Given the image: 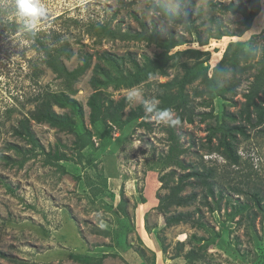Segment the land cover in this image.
I'll return each instance as SVG.
<instances>
[{
	"label": "rangeland",
	"instance_id": "374dc122",
	"mask_svg": "<svg viewBox=\"0 0 264 264\" xmlns=\"http://www.w3.org/2000/svg\"><path fill=\"white\" fill-rule=\"evenodd\" d=\"M231 2L246 9L224 10L223 7ZM41 3L48 9V17L41 18L36 31H44L39 36L54 54L62 41L68 43L70 56L61 57L65 67L72 71L82 65L87 54L92 55L90 67L74 82L75 92L71 93L85 112L77 132L82 134L91 130L92 144L82 149L81 155L74 145L76 133L32 120L31 141L15 134V129L21 127V122L28 119L38 104L39 100H32L34 97L40 95L42 98L46 92H59L66 87L64 78L57 77L45 61L44 50L35 39L29 38L25 26L19 32H12L5 26V30L0 28V264H264V213H260L249 228L246 218L243 223H237L241 214L236 212L233 204L249 200L247 195L232 190L239 184L237 187L243 189L259 188L264 196V124L258 130L248 129L249 138L237 134L242 166H230L218 152L201 147L206 142L209 128L222 120L233 123L228 115L238 113L246 101L245 94L252 87L264 55V0H188L187 9L194 20L192 25L189 24L193 33L186 32L181 24L176 29L163 30L158 18L145 14L149 0H41ZM12 5L13 0H0L1 17L24 24L15 17ZM253 12L257 13L253 24L250 27L242 24L245 15ZM104 21L110 23L111 29L119 28L117 30L133 37L98 36L90 30L94 22ZM218 21L229 35L216 36ZM146 31L148 34L160 31L163 38L171 32L184 34L189 43L177 46L172 53L188 48L207 51L200 60L209 67L210 77L221 65L226 72L224 79L229 83L240 80L237 95L230 99L216 96L210 100L208 88L197 80L186 87L190 96L196 87L206 91L203 97H192L193 123H157L147 116L123 126L109 120L91 123L87 101L93 92L90 79L94 65L102 63L106 66L101 57L109 53L124 58L121 66L127 73L134 68L131 58L143 63L145 57H156L162 48L145 39L134 38ZM198 36L208 42L200 45ZM236 41L245 51L252 50L255 57L243 60L234 72L232 61L225 58V52L229 44ZM232 45L229 52L236 49L238 43ZM195 60L181 55L171 60L174 64L167 68V76L158 72L138 85L111 86L106 93L118 101L135 88L142 92L143 99L159 102L156 96L164 91L160 83L181 78L185 72L183 63L193 64ZM172 91L176 92L177 87L174 86ZM257 101L264 104V92L259 93ZM140 104L127 102L123 119ZM53 108L60 114L70 112L57 105ZM8 109L12 111L7 113ZM171 111L173 119H177V112ZM204 113L207 117L203 119ZM141 121L147 122L148 126H141ZM239 123L246 124L240 117L235 125ZM170 128L179 137L178 148L186 150L179 161L184 165L204 164L216 169L215 194L217 198L219 191L224 194L220 210L211 211L210 206H216V198H205L206 186L194 178L181 193L186 197L196 193L193 205L172 206L168 212L161 209L160 198L170 193L162 176L174 171L171 183L174 185L179 175L189 171L173 162H159L176 142L169 138ZM219 135L218 131L213 139L215 145ZM56 150L68 159L50 164L48 161L55 158L50 159L48 154L54 155ZM252 171L255 172L252 183L246 186L242 174ZM95 187L100 190L96 196L92 191ZM123 203L126 216L119 210ZM196 208L200 212L194 213L195 219L207 228L190 223L167 224L170 215L194 212ZM222 230L220 242L211 243L207 248L205 240L193 237L210 241L213 233ZM193 247L200 249L201 258L190 260L185 257ZM78 255L83 261L74 257Z\"/></svg>",
	"mask_w": 264,
	"mask_h": 264
},
{
	"label": "trees",
	"instance_id": "16d2710c",
	"mask_svg": "<svg viewBox=\"0 0 264 264\" xmlns=\"http://www.w3.org/2000/svg\"><path fill=\"white\" fill-rule=\"evenodd\" d=\"M214 6H218V4H214ZM223 5L221 4L220 7ZM246 9L243 5H237L231 2L228 6H224L223 9L226 11L237 12L238 8ZM188 10V9H187ZM256 10L259 11L258 5L256 6ZM2 10L0 9V28L5 29L11 28L12 32H19L24 28V24L6 21L1 17ZM250 15H245V20L241 23L247 27H250L253 24L254 14L257 13H249ZM213 20V18H212ZM187 24H181L183 29L188 33H193V29L191 25L194 20L191 19L189 10L188 16L186 20ZM192 22V24H191ZM191 24V25H189ZM9 26V27H7ZM4 29V30H5ZM111 29L109 22H94L90 25V30H93L94 33L98 36H110L111 38H119L122 39L132 38L130 33H122L121 30ZM197 30V27H194ZM216 36L223 37L229 35L228 31L222 29L221 22L219 21L216 24ZM29 32V31H28ZM44 31H36L35 34L29 32V38H33L37 41L38 45L41 49L44 50V54L47 56L45 61L52 68V70L57 74V77L64 78V84L66 89L59 92H46L41 98L40 95L34 97L32 100H39L35 109L30 112L28 119H25L21 125L15 129V134L25 137L27 140L32 138V131L30 126V121H35L37 123H47L50 126L57 128L60 131H68L70 133H76V139L74 142L76 151L81 154V150L86 148L88 145L92 144V136L93 133L91 130H85L82 134L77 132V125L80 123L84 117V108L83 105L78 101V99L74 98L71 93L74 94L73 84L77 80V78L82 75L91 65L92 55L87 54L83 60V63L78 68L69 71L65 65L61 61L62 55L70 56L69 46L66 41H62L58 48L55 49V54L52 53V49L49 47L48 43L44 41L39 35ZM146 33H138L134 38L137 39H145L148 43H155L158 47L162 48V51L156 55L154 58L145 57L143 63H138L136 59L131 58V62H133V70H129L127 73H124L125 67H122L121 64L125 62L124 58L116 57L114 55H110L109 53H104V56L101 57V60H104L106 63L102 65V63H96L93 67L92 77L90 79V85L93 89L92 94L90 95L87 105L91 110L90 119L91 123H98L99 121H111L116 125L123 126L132 122L136 119L145 118V111L143 104L141 103L137 107L131 109V111L127 114L126 118L123 119L124 110L127 107L126 98H122L120 100H114L110 95H108L107 88L113 86L114 88H119L122 86H134L140 84L143 80L148 78L152 74L160 73L161 75L167 76L168 71L167 68L171 66L172 59H176L181 55H187L190 58L196 59L193 64H189L188 62H184L183 66L185 68V72L181 78L173 79L171 81H167L166 83H160V86L164 88V91L156 96L159 102L157 103V107L160 109H171L177 112V119L179 122H190L193 123L195 121L193 110L190 109L191 103L193 102L192 97H203L206 93L203 89H198L197 87L193 90V96H190L186 91V87L190 84H193L195 81L200 80V83H203L206 88H208L207 93L210 94L208 99L213 100L216 96H221L225 99L234 98L237 95V87L240 84V80L237 82H231L226 86H219L217 84L215 73L213 71V76L210 77L209 67L204 66V60H200L201 56L207 54V51H202L198 48H188L181 51H176L172 53V49L177 46L184 45L189 43V40L186 38L184 34H175V32H171L167 37L163 38L160 31ZM58 42L59 39H57ZM197 41L200 45H205L208 41H203L200 36L197 37ZM56 43V42H55ZM237 48L233 49L229 52L230 46L233 47L232 44H236ZM36 46V45H35ZM251 50V49H250ZM69 52V53H68ZM264 54V48H263ZM229 58L232 61V69L234 72L238 71L240 63L245 60L248 61L255 57V54L251 51H245L244 46L239 42L229 44L226 52L225 58ZM260 68L257 70V73L254 75V81L252 83L251 89L248 93L245 94L246 101L242 104L241 110L238 113H230L228 116L233 123H227L226 120H222L221 122H217L215 126H211L209 128V134L207 135L206 142L201 144V147L207 148L209 152H218L222 157L225 158L227 163L230 166L239 167L242 166V156L239 154L237 149V134H242L246 138H249L251 135L248 133V129H257L264 124V104L262 102L257 101L260 92H264V55L262 60L260 61ZM221 65L216 67L215 69H219ZM112 71H116L113 73ZM177 87V91L173 92L172 88ZM68 90V91H67ZM207 90V89H205ZM206 100H203V103L206 104ZM53 105H57L63 109H69V113H58ZM12 109H8L7 113H10ZM76 116V117H75ZM210 116V115H209ZM207 117V114L204 113L202 118ZM242 118L245 120L246 124L239 123L235 125V122L238 118ZM98 125V124H97ZM141 126H148V123L145 121H141ZM258 130V129H257ZM260 130V129H259ZM220 132L218 137V144L215 145L213 139H215L217 132ZM262 131V130H261ZM169 138L171 140H175L176 142L172 144L167 151V154H164L163 158L159 160L160 163H170L180 165L184 171L179 177L174 185H172L174 171H170L169 173L162 176V180L165 181V186L170 188V193L160 198V206L161 209H165V212L169 211V208L172 206L175 207H187L194 204L197 198V194L193 193L189 196H182V192L185 188L190 184V179L194 178L198 181L202 186H206L207 193L205 198L211 196L212 198H216L214 200L216 202V206H210L211 211H217L221 209V200L224 196L223 191L218 192V198L215 194V175L216 169L214 167H206L204 164L195 165L193 163H187L184 165L182 161H179L180 155L186 150L178 148V139L179 137L176 135L175 130L170 128L169 130ZM31 141V140H30ZM195 144V143H193ZM13 147V145H11ZM176 151V152H175ZM175 152V153H174ZM22 153V151H19ZM82 155V154H81ZM50 159H53L50 164H56V161L60 159H68L63 153L59 150H56L55 154H48ZM9 158L8 156L5 157ZM26 159V158H25ZM200 166V167H199ZM255 172H249L246 174H242L245 178L243 183L248 186L252 183L253 175ZM105 186L106 183L104 184ZM236 185V187H232V190L237 194H245L248 197V202L241 204H233V208L241 214L240 220L237 223H243V219L246 218L248 220V225L252 226L255 220L259 217L260 213H264V196L262 195L261 189L259 188H250L243 189ZM93 195H98L99 191L97 188H92ZM230 203V201H229ZM208 205V202H205ZM159 206V207H160ZM119 210L125 216L127 215L126 209L123 205H120ZM195 212H200L199 208H196L194 212H177L176 214H172L167 217L166 222L169 226L177 225L180 223H190L193 226H197L200 228H207L206 224L203 222L197 221L194 217ZM245 214V215H244ZM213 233V232H212ZM214 237L212 239L206 240L204 237H197L193 235L194 239L206 241V248L215 242H220V239L223 236V230L217 233H213ZM229 242V241H226ZM181 243V247H182ZM203 248V247H202ZM78 261H83L81 256H74ZM88 257V256H87ZM190 260L199 259L202 257L200 249L197 247L191 248L186 256ZM89 260L91 259L88 257ZM87 259V258H85Z\"/></svg>",
	"mask_w": 264,
	"mask_h": 264
},
{
	"label": "clouds",
	"instance_id": "9594fccd",
	"mask_svg": "<svg viewBox=\"0 0 264 264\" xmlns=\"http://www.w3.org/2000/svg\"><path fill=\"white\" fill-rule=\"evenodd\" d=\"M187 3L188 0H149L145 14L158 18L163 30L172 29L180 25L187 24ZM14 15L22 20L25 29L35 34L41 18L48 17V9L41 3V0H13ZM218 85L226 86L229 81L224 79L226 72L223 67L214 70ZM126 100L129 104L140 102L143 104L144 111L148 119L157 123L177 124L178 119H173L171 109H160L157 107L155 99H143L142 92L139 89L128 91Z\"/></svg>",
	"mask_w": 264,
	"mask_h": 264
}]
</instances>
